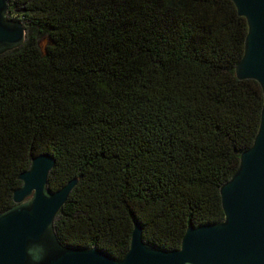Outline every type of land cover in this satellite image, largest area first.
<instances>
[{
    "label": "trees",
    "instance_id": "16d2710c",
    "mask_svg": "<svg viewBox=\"0 0 264 264\" xmlns=\"http://www.w3.org/2000/svg\"><path fill=\"white\" fill-rule=\"evenodd\" d=\"M25 34L0 53V211L48 153L51 190L76 182L52 223L65 246L123 256L178 248L223 217L219 186L260 119L239 79L246 22L230 0H8Z\"/></svg>",
    "mask_w": 264,
    "mask_h": 264
},
{
    "label": "water",
    "instance_id": "95a60500",
    "mask_svg": "<svg viewBox=\"0 0 264 264\" xmlns=\"http://www.w3.org/2000/svg\"><path fill=\"white\" fill-rule=\"evenodd\" d=\"M230 1L246 22L234 74L255 79L263 102L250 146L239 152L238 165L219 186L223 217L189 224L176 249L144 242L136 219L119 258L94 246H65L52 223L76 179L51 190L46 177L54 159L48 153L34 154L17 175L13 204L0 211V264H264V0ZM7 3L0 0V53L19 46L25 34L19 20L9 19Z\"/></svg>",
    "mask_w": 264,
    "mask_h": 264
},
{
    "label": "clouds",
    "instance_id": "9594fccd",
    "mask_svg": "<svg viewBox=\"0 0 264 264\" xmlns=\"http://www.w3.org/2000/svg\"><path fill=\"white\" fill-rule=\"evenodd\" d=\"M33 259L35 260L36 258L34 257Z\"/></svg>",
    "mask_w": 264,
    "mask_h": 264
}]
</instances>
